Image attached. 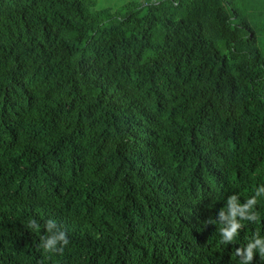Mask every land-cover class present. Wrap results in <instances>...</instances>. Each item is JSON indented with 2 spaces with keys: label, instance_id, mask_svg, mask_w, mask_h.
Segmentation results:
<instances>
[{
  "label": "trees",
  "instance_id": "obj_1",
  "mask_svg": "<svg viewBox=\"0 0 264 264\" xmlns=\"http://www.w3.org/2000/svg\"><path fill=\"white\" fill-rule=\"evenodd\" d=\"M242 1L0 0V264H240L264 236V196L233 243L219 232L227 198L264 186ZM48 219L62 254L40 247Z\"/></svg>",
  "mask_w": 264,
  "mask_h": 264
},
{
  "label": "clouds",
  "instance_id": "obj_2",
  "mask_svg": "<svg viewBox=\"0 0 264 264\" xmlns=\"http://www.w3.org/2000/svg\"><path fill=\"white\" fill-rule=\"evenodd\" d=\"M264 196V186L257 188L255 195L247 198L243 204L239 203V196L232 194L227 198L226 207L219 211V228L221 243L229 244L236 240L240 230L244 227L241 221L255 223L260 216L255 211L258 204V197ZM209 224L218 223L215 220H208ZM40 224L35 219L27 223V228L39 232ZM46 235H42L40 247L46 253H63L64 248L69 244L67 232L62 229L53 219H48L44 224ZM264 260V236L255 234L246 245L237 247L235 255L240 258V264H252L256 255Z\"/></svg>",
  "mask_w": 264,
  "mask_h": 264
},
{
  "label": "rangeland",
  "instance_id": "obj_3",
  "mask_svg": "<svg viewBox=\"0 0 264 264\" xmlns=\"http://www.w3.org/2000/svg\"><path fill=\"white\" fill-rule=\"evenodd\" d=\"M146 2L153 0H95L96 8L121 7L127 2ZM243 18L249 23L257 38V47L264 57V0H243L240 5Z\"/></svg>",
  "mask_w": 264,
  "mask_h": 264
},
{
  "label": "bare ground",
  "instance_id": "obj_4",
  "mask_svg": "<svg viewBox=\"0 0 264 264\" xmlns=\"http://www.w3.org/2000/svg\"><path fill=\"white\" fill-rule=\"evenodd\" d=\"M1 72V71H0Z\"/></svg>",
  "mask_w": 264,
  "mask_h": 264
}]
</instances>
